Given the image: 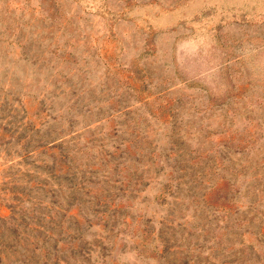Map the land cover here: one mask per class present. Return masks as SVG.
Segmentation results:
<instances>
[{"label": "rangeland", "instance_id": "rangeland-1", "mask_svg": "<svg viewBox=\"0 0 264 264\" xmlns=\"http://www.w3.org/2000/svg\"><path fill=\"white\" fill-rule=\"evenodd\" d=\"M0 264H264V0H0Z\"/></svg>", "mask_w": 264, "mask_h": 264}]
</instances>
